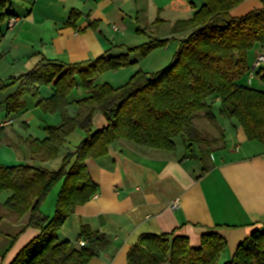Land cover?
Returning a JSON list of instances; mask_svg holds the SVG:
<instances>
[{"label": "trees", "instance_id": "trees-1", "mask_svg": "<svg viewBox=\"0 0 264 264\" xmlns=\"http://www.w3.org/2000/svg\"><path fill=\"white\" fill-rule=\"evenodd\" d=\"M186 1V0H185ZM178 26L189 30L180 42L171 62L160 70H136L128 80L113 87L96 83L95 77L106 70L130 64L127 51L146 54L164 46L166 39L150 40L135 49L112 53V48L91 61L61 63L44 57L27 71L13 78L15 91L3 105L6 112L24 108V97L35 98L44 113H56L58 125H44V137H27L25 142L31 159L46 162L56 159L66 138L75 130L84 139L73 152L62 156L57 170H46L29 164L1 165L0 192H9L4 207L15 218L29 214L27 226L38 234L8 264H87L107 244L103 233L81 227L82 246L69 249L71 242L59 236L64 221L77 206L85 204L95 193L96 184L86 168L87 159L107 153L115 141L124 140L139 147L173 151L176 139L185 142L188 152L197 144L199 133L195 122L200 118L215 121L213 104L218 113L235 121L247 140L264 144V88L243 86L237 81L247 75L248 56L255 48H264V0L261 7L235 17L230 10L244 0H201ZM10 0H0V23L13 16L7 10ZM75 14V12H73ZM70 15L72 19L73 15ZM94 27L93 22L89 23ZM116 47V46H115ZM1 57V54H0ZM264 85V68L255 73ZM52 93L36 98L42 86ZM75 88L82 96L74 102L73 115L67 112ZM96 112L103 115L106 125L92 129ZM205 151L199 153L202 170ZM54 213L49 218L40 205L56 183ZM78 242V241H77ZM226 248L225 238L217 232L200 236L197 247L189 245L185 236L142 234L126 254L127 264H264V229L254 230L241 241L230 258L221 260Z\"/></svg>", "mask_w": 264, "mask_h": 264}, {"label": "crops", "instance_id": "crops-1", "mask_svg": "<svg viewBox=\"0 0 264 264\" xmlns=\"http://www.w3.org/2000/svg\"><path fill=\"white\" fill-rule=\"evenodd\" d=\"M25 1H30L29 8ZM176 1L24 0L21 3L24 12L7 10L17 18L13 27L7 30L5 19L0 27L15 32L19 38L18 43L8 46L7 55L23 59L24 66L29 62L33 66L41 57L61 63L91 61L112 47V53L126 51L122 43H127V38H136L135 34H153V27L165 21L161 13L180 7ZM242 4L245 5L234 7L230 14L238 17L261 7L258 0H244L238 6ZM21 36L26 40L22 41ZM262 50L257 47L251 51L249 65L256 52ZM0 54L3 61L5 52ZM21 73L24 71L17 76ZM17 76L0 79V107L6 113V121L0 122L3 124L0 134L10 126L4 143L6 156L12 161H18L20 149L27 147L26 138L34 137L26 131H30L29 125L39 108L35 98L26 96L22 110L6 112L3 101L15 91L18 82L14 83L13 78ZM243 78V83L255 87L247 75ZM254 78L259 81L256 75ZM260 85L264 86L261 82ZM49 88L47 92H41L40 88L36 98L48 97L52 93ZM94 118L96 129L106 125L101 114ZM230 121L232 129L228 133L217 126L223 144L209 151L204 171L197 144L188 152L181 139H176L173 151L118 140L108 147L105 155L87 159L85 164L96 184L95 193L64 221L59 236L71 241L69 249H72L78 245L82 226L103 233L106 246L87 264H127V251L142 234L185 236L190 246L197 247L203 233L217 232L226 240L222 255L226 252L227 258L231 256L254 230L264 229V144L247 140L242 128ZM84 136L80 130L68 135L63 155L73 152ZM213 154L215 157L210 159ZM56 159L40 164H50ZM61 162L62 157L60 165ZM9 194L0 192V264H8L38 234V230L27 226L28 213L15 218L4 207ZM56 196L51 197L46 211L54 210ZM176 197L179 204L171 209L169 204ZM44 203L40 205L43 214Z\"/></svg>", "mask_w": 264, "mask_h": 264}, {"label": "rangeland", "instance_id": "rangeland-1", "mask_svg": "<svg viewBox=\"0 0 264 264\" xmlns=\"http://www.w3.org/2000/svg\"><path fill=\"white\" fill-rule=\"evenodd\" d=\"M10 1H11V7L9 9H11L12 12L14 13L15 12L18 13L20 11L24 12L25 7L21 5V3L24 0H10ZM186 1L177 0L176 1L177 5H180L178 9L176 10L171 9L169 11L167 10L163 11L161 13V17L165 18V21L157 24L156 27L155 26L153 27V30H152L153 34L147 31H146L147 32L146 36L142 33L135 34L136 38L134 39L127 38V41H126L127 43H122V44H125L124 46L126 50L127 48L135 49L139 46H143L145 43H148L150 40H155V39H150L152 36V38L157 37L160 39H166L164 42L165 43L164 46L153 49V50H149L146 54H142L139 51H127L129 54V61L131 62L130 64L125 65L124 67L118 68L116 70L103 71L95 77L94 81L96 83L106 82L113 87H117L125 83L130 77V75L136 70L140 69V70H144L148 72H154V71L162 69L167 64H169L171 62L172 56L174 55L175 51L178 49L180 42L189 34V30L184 29L180 26H178L177 29L174 30L175 27L178 25L177 24L178 21L186 20L192 14L193 9L187 6ZM191 1L194 3L195 8H198L202 3L201 0H191ZM25 4H28L27 8L30 7V1H25ZM244 5L245 4H242L241 6H237L238 7L237 9H239L240 7H243ZM120 33L121 32H118V34ZM15 35H16L15 32L7 31L5 30V27L1 28L0 52L1 53L5 52L4 57H6L3 59V61H0V79L2 81H4V79L10 78V76H15V75L17 76V74H19L20 72H23V71L25 72L29 70V68L32 67V65L29 64L30 62L26 66H24L23 59L21 58L13 59L11 55H7L8 46H10L11 43L12 44L18 43L19 41L18 40L19 38L17 39ZM22 36L20 37L21 40L25 41L26 39L23 38ZM244 77L246 78V75ZM243 80L240 79L239 81H237L238 84L247 86V84L243 83ZM251 80L253 81V85L255 86L254 88H257V89L264 88V86H261L260 82L257 81L254 77ZM258 82L260 86L258 85ZM47 89H50L49 86L44 85L41 87V92H47ZM81 96H82V91L79 88H75L70 94L69 99H71L72 102L67 107V112L69 115L74 114L76 110V105L74 101ZM217 107H218V104L214 103L212 109L216 116L215 121H210L206 118H203L199 120L198 122L197 121L195 122L196 129L198 128V130L200 131L199 132L197 130L199 133L197 147H199L200 150L205 151L206 155H209V151L213 149L214 147H219L223 144V137L221 133L219 134V131H217V126L218 127L220 126L221 128L225 129L226 130L225 133L226 132L228 133V131L232 129V124L230 123L231 122L230 119L224 115H220L218 113ZM36 113L37 114L35 115V118L29 125L30 131H26V134L32 133L34 137L40 136L42 138V136H44L43 127L45 124L56 125L61 120L58 114L44 113L40 108H37ZM98 113L99 112H96L94 116ZM5 114H6L5 110L2 107H0V122L6 121ZM94 116H93L92 129H96L97 127L95 125ZM55 119H56V122L54 121ZM38 123L40 124L39 127H38ZM9 129H10V126H7L4 132L0 134V141H2L0 144V163L1 164H5L8 166L12 164H17V163L29 164V165H34V166L46 169V170H57L60 167V160L64 152L63 149L61 150V154L58 156V158L54 162H51L50 164L42 165L40 164V162L32 160L28 155L27 147L20 149L24 153H22V151L19 152L20 154H19L18 161L10 160L9 156H6L7 153H6L5 146L7 145L4 143L5 141L4 139L6 138V132ZM193 143L195 145L192 144L191 147L195 149L196 143L195 142ZM213 157H215L214 154L210 159H213ZM59 188H60V184L57 182L53 186L51 192L48 194L46 200H44L45 203L41 207L44 214L48 215L49 218L53 215L54 210L51 211V209L48 208V210L49 209L50 210L46 211L45 209L47 208V206L49 207L51 197H54L57 194ZM228 258H230V256ZM228 258L226 257V252L225 254L221 256L222 261Z\"/></svg>", "mask_w": 264, "mask_h": 264}, {"label": "built area", "instance_id": "built-area-1", "mask_svg": "<svg viewBox=\"0 0 264 264\" xmlns=\"http://www.w3.org/2000/svg\"><path fill=\"white\" fill-rule=\"evenodd\" d=\"M16 20L17 18L15 16L8 17L6 20V29L7 30L11 29L13 25L15 24ZM260 68H264V50L256 52L254 59L251 65L249 66V69L247 71V76H248L249 81L255 76L256 71ZM1 126H3V124H0V127ZM178 204H179V198L176 197L170 202L169 207L173 209L177 207ZM77 244L78 246H82L84 244V241L78 240Z\"/></svg>", "mask_w": 264, "mask_h": 264}]
</instances>
